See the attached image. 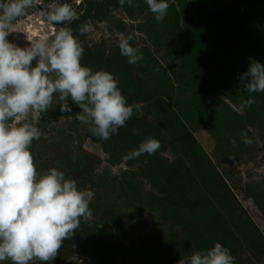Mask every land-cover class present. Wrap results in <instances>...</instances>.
Listing matches in <instances>:
<instances>
[{
  "label": "rangeland",
  "instance_id": "1",
  "mask_svg": "<svg viewBox=\"0 0 264 264\" xmlns=\"http://www.w3.org/2000/svg\"><path fill=\"white\" fill-rule=\"evenodd\" d=\"M51 2L18 18L9 41L25 47L26 36L50 33L34 13ZM55 2L80 15L65 26L85 50L81 64L111 73L127 103L143 106L105 141L75 118L73 102L61 114L54 94L30 151L38 173L57 168L94 192V218L53 261L30 264H177L217 242L235 264H264V93L249 97L238 80L250 58L264 64V0H167L162 23L146 0ZM85 23L92 30L80 35ZM121 36L142 52L136 65L121 55ZM149 137L160 142L155 154L123 159Z\"/></svg>",
  "mask_w": 264,
  "mask_h": 264
},
{
  "label": "clouds",
  "instance_id": "2",
  "mask_svg": "<svg viewBox=\"0 0 264 264\" xmlns=\"http://www.w3.org/2000/svg\"><path fill=\"white\" fill-rule=\"evenodd\" d=\"M132 2L119 0L121 7L125 3L131 7ZM41 4L42 0H0V261L12 264L53 261L81 220L87 223L94 218L89 207L94 192L78 190L77 182L66 179L57 168L38 173L30 151L33 141L42 136L36 122L48 112L54 94H58L61 114L71 113L69 101L73 102L81 109L75 118L89 125L92 136L105 141L118 134L134 110L143 106L127 103L111 73L81 64L85 50L73 30L65 26L80 20L71 3L53 0L34 13L52 26L50 33L26 36L25 47L10 42L17 19L29 17V9ZM146 4L156 22L162 23L169 9L167 0H146ZM91 30L88 23L78 29L80 35ZM131 40V36H121L118 46L128 63L136 65L144 56L131 46ZM238 80L249 97L264 93V64L250 58L248 70ZM254 103L249 98L240 107L250 108ZM241 139L245 145L254 142L247 132L241 133ZM231 143L236 146L235 140ZM160 147L158 140L149 137L123 159L152 155ZM177 264H235V257L217 242L212 248L182 257Z\"/></svg>",
  "mask_w": 264,
  "mask_h": 264
},
{
  "label": "water",
  "instance_id": "3",
  "mask_svg": "<svg viewBox=\"0 0 264 264\" xmlns=\"http://www.w3.org/2000/svg\"><path fill=\"white\" fill-rule=\"evenodd\" d=\"M87 146H88V147H92L91 143H87Z\"/></svg>",
  "mask_w": 264,
  "mask_h": 264
}]
</instances>
